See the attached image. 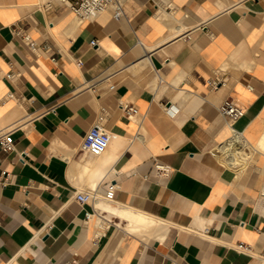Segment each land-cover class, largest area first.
Here are the masks:
<instances>
[{"label":"crops","instance_id":"0c3cea01","mask_svg":"<svg viewBox=\"0 0 264 264\" xmlns=\"http://www.w3.org/2000/svg\"><path fill=\"white\" fill-rule=\"evenodd\" d=\"M47 1L0 0V135L15 145L0 146V264H264V0H124L122 18L83 21ZM228 96L246 109L237 166L217 150ZM98 122L109 146L83 152ZM156 157L173 166L160 182Z\"/></svg>","mask_w":264,"mask_h":264},{"label":"built area","instance_id":"2783aa9c","mask_svg":"<svg viewBox=\"0 0 264 264\" xmlns=\"http://www.w3.org/2000/svg\"><path fill=\"white\" fill-rule=\"evenodd\" d=\"M61 2H66L69 7L74 12L75 16L80 20L93 19L99 16L102 12L106 10H111L115 17L122 18L125 14L124 10V0H59ZM53 2L51 0L46 2V6H52ZM16 32L22 34L24 40L28 43V45L33 49L37 50L39 45L37 40L31 35L30 32L22 31L19 27H15ZM98 39H92V44H97ZM79 62H82V59H78ZM220 83H222V79L218 77H213L210 79V84L213 87H217ZM115 84H111L113 88ZM9 96H14L15 93L13 91L8 92ZM122 107L129 114H137L139 112V108L134 103H130L127 101H122ZM220 112L226 117L227 124L230 125L232 129V134L229 139L226 141L220 142L217 145V150L221 156L223 163L236 165L240 164L243 160H238L235 156L234 150L235 148L243 147L245 150V146L247 144L246 138L243 132L237 129L234 126V122L241 117L246 109L245 107L239 103L233 96H228L223 99V101L219 105ZM103 118V115H100L99 119ZM111 140V133L108 129L102 125L101 122L96 123L90 129H88L84 135V138L81 142V150L83 152L92 153L94 155H101L106 151L109 146ZM0 146L2 149L9 151L14 149V135L13 130L10 129L0 135ZM173 171V166L156 157L155 166H154V174L158 178V181H161V178L168 177ZM3 174L7 173V169L2 170ZM150 173H145L144 177L148 178ZM10 178L8 175L3 176V182L9 181ZM116 191V184L110 182L105 193L107 198H113ZM96 192L94 190H80L76 193V198L81 203H87L93 201L95 198ZM93 215L92 211L86 210V219H90ZM237 248L246 252H253L252 243L240 240L237 242Z\"/></svg>","mask_w":264,"mask_h":264},{"label":"bare ground","instance_id":"6f19581e","mask_svg":"<svg viewBox=\"0 0 264 264\" xmlns=\"http://www.w3.org/2000/svg\"><path fill=\"white\" fill-rule=\"evenodd\" d=\"M234 153H235V156L238 160H241L243 159L242 157V150H241V147L240 148H235L234 150ZM245 162V161H243ZM242 163V162H241ZM243 164V163H242ZM240 164V165H242ZM237 166V165H236ZM143 223H157V220L154 218V217H149V216H146L143 218Z\"/></svg>","mask_w":264,"mask_h":264}]
</instances>
